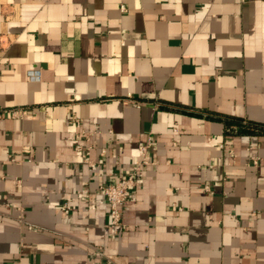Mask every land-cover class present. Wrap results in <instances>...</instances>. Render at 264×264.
I'll return each mask as SVG.
<instances>
[{
	"label": "crops",
	"instance_id": "0c3cea01",
	"mask_svg": "<svg viewBox=\"0 0 264 264\" xmlns=\"http://www.w3.org/2000/svg\"><path fill=\"white\" fill-rule=\"evenodd\" d=\"M16 108L0 264H264V0H0V111ZM150 138L112 240L101 187Z\"/></svg>",
	"mask_w": 264,
	"mask_h": 264
},
{
	"label": "built area",
	"instance_id": "2783aa9c",
	"mask_svg": "<svg viewBox=\"0 0 264 264\" xmlns=\"http://www.w3.org/2000/svg\"><path fill=\"white\" fill-rule=\"evenodd\" d=\"M29 75L31 80H39L40 71H31ZM28 112L29 111L26 108H16L11 110H1L0 115L9 118H23L28 115ZM71 120L77 126H79L80 122L75 116H72ZM228 130L230 131V129ZM152 146L153 140L150 138L147 142L140 146V156L137 160L133 162L131 170L128 172V174L116 182L108 183L101 187V191L104 194L106 201L109 205L110 231L108 232V237L112 240H115L118 234L126 229V226L123 223V208L131 198L134 189L138 185V179L141 171L144 167L156 164L149 157ZM224 146L222 145V148ZM76 151L82 154V157L84 158L86 163L90 164L91 167H94V164H92L88 159L90 155V148H84L83 146L78 145L76 147ZM259 164L260 158L258 156L253 155L250 157L249 165L259 166ZM207 189L209 190V188ZM96 254L99 256H104L103 252H97Z\"/></svg>",
	"mask_w": 264,
	"mask_h": 264
},
{
	"label": "trees",
	"instance_id": "16d2710c",
	"mask_svg": "<svg viewBox=\"0 0 264 264\" xmlns=\"http://www.w3.org/2000/svg\"><path fill=\"white\" fill-rule=\"evenodd\" d=\"M227 127L228 129H230V131L233 134H242V133H246L247 131H254L253 127H249L246 124L242 123V122H237V121H231V122H227Z\"/></svg>",
	"mask_w": 264,
	"mask_h": 264
}]
</instances>
